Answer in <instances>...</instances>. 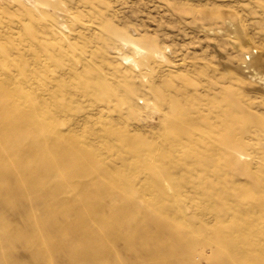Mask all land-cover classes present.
<instances>
[{"label":"rangeland","instance_id":"1","mask_svg":"<svg viewBox=\"0 0 264 264\" xmlns=\"http://www.w3.org/2000/svg\"><path fill=\"white\" fill-rule=\"evenodd\" d=\"M0 264H264V0H0Z\"/></svg>","mask_w":264,"mask_h":264},{"label":"bare ground","instance_id":"2","mask_svg":"<svg viewBox=\"0 0 264 264\" xmlns=\"http://www.w3.org/2000/svg\"><path fill=\"white\" fill-rule=\"evenodd\" d=\"M4 113V112H3Z\"/></svg>","mask_w":264,"mask_h":264}]
</instances>
